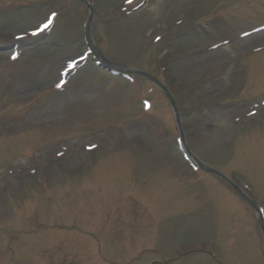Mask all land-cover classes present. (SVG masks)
Listing matches in <instances>:
<instances>
[{
	"label": "rangeland",
	"instance_id": "obj_1",
	"mask_svg": "<svg viewBox=\"0 0 264 264\" xmlns=\"http://www.w3.org/2000/svg\"><path fill=\"white\" fill-rule=\"evenodd\" d=\"M89 1L95 9L93 36L100 49L119 63L159 72L182 104L190 149L246 182L264 205V50H256L264 47V30L215 48L207 46L263 22L264 0H146L129 14L122 8L135 7L139 0ZM72 4L74 0H0V43L15 41L17 33L27 35L17 44L20 58L15 68L20 71L10 74L15 82L5 91L0 87V98L8 97L0 104V264H15V247V261L24 264L21 254L35 257L31 264H46L44 258L54 250L48 247L49 239H56L58 232L50 235L41 229L34 235V224L41 222L39 218L48 220L55 210L66 218L58 216L57 230L65 233L76 223L89 235L75 234L72 242L75 249L92 248V264H264L253 215L236 196H228L231 191L222 184L201 173L200 178L184 176L176 143H162L160 133L172 134L168 109L159 91L147 96L146 81L141 92L87 61L86 70L68 80L74 89L33 101L58 83L65 59L85 48L79 35L83 36L87 10ZM50 9L67 11L46 42L41 36L32 38L52 15ZM209 14L213 23L206 33L186 26L192 19L206 22ZM178 23L186 26L183 30L191 29L190 35L178 29L174 40L154 41L155 35L173 34ZM11 55L10 50L0 51V65ZM76 100L69 112L74 104L67 102ZM255 111L260 114L255 116ZM104 116L111 128L107 123L98 144L96 134L86 128L99 130ZM23 150L34 157H21ZM97 167L102 171L95 180L91 174ZM214 197L222 198L219 204L225 211H208L206 202ZM237 212L241 219L232 217ZM64 246L58 252L79 261L73 246ZM180 246H202L216 254L215 260L192 252L165 263Z\"/></svg>",
	"mask_w": 264,
	"mask_h": 264
},
{
	"label": "water",
	"instance_id": "obj_2",
	"mask_svg": "<svg viewBox=\"0 0 264 264\" xmlns=\"http://www.w3.org/2000/svg\"><path fill=\"white\" fill-rule=\"evenodd\" d=\"M90 22H91V16L89 18V21H88V24H87V29L89 28V25H90ZM90 46L92 47V45L90 44ZM93 48V47H92ZM95 54L104 61V63L107 64V61L98 53V52H95Z\"/></svg>",
	"mask_w": 264,
	"mask_h": 264
},
{
	"label": "snow or ice",
	"instance_id": "obj_3",
	"mask_svg": "<svg viewBox=\"0 0 264 264\" xmlns=\"http://www.w3.org/2000/svg\"><path fill=\"white\" fill-rule=\"evenodd\" d=\"M128 2L131 3V0H128ZM53 15H55V14H53ZM51 22H52L51 18H49L48 22L46 24H44V28H47L49 26V24H51ZM12 58L15 59L16 57L13 56Z\"/></svg>",
	"mask_w": 264,
	"mask_h": 264
}]
</instances>
